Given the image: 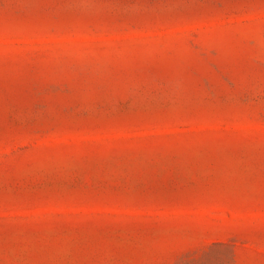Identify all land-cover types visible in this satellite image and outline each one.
Returning a JSON list of instances; mask_svg holds the SVG:
<instances>
[{
    "label": "rangeland",
    "instance_id": "374dc122",
    "mask_svg": "<svg viewBox=\"0 0 264 264\" xmlns=\"http://www.w3.org/2000/svg\"><path fill=\"white\" fill-rule=\"evenodd\" d=\"M0 264H264V0H0Z\"/></svg>",
    "mask_w": 264,
    "mask_h": 264
}]
</instances>
